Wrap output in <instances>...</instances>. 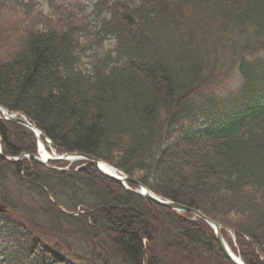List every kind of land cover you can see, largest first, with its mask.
Returning <instances> with one entry per match:
<instances>
[{
  "label": "trees",
  "instance_id": "16d2710c",
  "mask_svg": "<svg viewBox=\"0 0 264 264\" xmlns=\"http://www.w3.org/2000/svg\"><path fill=\"white\" fill-rule=\"evenodd\" d=\"M85 10L0 0L3 33L16 32L10 45L0 40V105L58 153L101 159L232 227L237 247L223 232L234 251L264 264V0H98L96 23ZM230 59L239 84L206 91ZM1 140L3 156L37 155L20 124L0 119ZM3 156L0 264H233L204 220L94 163L59 170Z\"/></svg>",
  "mask_w": 264,
  "mask_h": 264
},
{
  "label": "water",
  "instance_id": "95a60500",
  "mask_svg": "<svg viewBox=\"0 0 264 264\" xmlns=\"http://www.w3.org/2000/svg\"><path fill=\"white\" fill-rule=\"evenodd\" d=\"M0 111L3 112V114H4L3 118L5 120L26 126V127L30 128L32 131H34L38 136H39V133H42L43 138L48 139V136L36 124L29 121L24 115H21L19 113H13V112L9 111L8 109L2 107L1 105H0ZM1 142H2V140L0 141V143ZM0 155L3 156L1 150H0ZM22 157L24 158L25 156H22ZM22 157L12 158L9 156H3V158L8 160V161H18ZM29 157L35 158V159L39 160L40 162H43V160H41L37 156L29 155ZM76 159L88 160V161L95 163V165L98 167V169L102 173H104L105 175H107L109 177L121 180L123 182L132 181V178L129 176H126V175L125 176H119L116 173L112 174V173H108V172L104 171L100 165L102 160H100L98 158H94V157H92L88 154H85L83 152H80V151L65 153L64 155H62L60 157H48L49 161H52V160H76ZM115 170H117V169H115ZM137 183H138V186L140 189L135 190V191L137 193H140L144 197H146V198H148V199H150V200H152V201H154V202H156L162 206L168 207V208L172 209L173 211L189 212V213H191L195 216H198V217L202 218L203 220H205L208 224H210V226H212L215 229L217 241H218L222 251L224 252V254L228 257V259H230L233 264H245L241 258L237 257L231 251L230 247L228 246V243L226 242V240L223 236V233H222L223 226L220 223H218V222L214 221L213 219H211L210 217L206 216L202 211H200L198 209L188 207L186 205H183V204L178 203L176 201H173L171 199L161 197L160 195L154 193L152 190H150L148 187H146L144 184H142L140 182H137ZM54 202L58 205V207H60L66 213L71 214V215L77 214L75 212L66 210L63 207V205L60 204L58 201L54 200ZM0 210L3 211L4 206L0 205Z\"/></svg>",
  "mask_w": 264,
  "mask_h": 264
},
{
  "label": "rangeland",
  "instance_id": "374dc122",
  "mask_svg": "<svg viewBox=\"0 0 264 264\" xmlns=\"http://www.w3.org/2000/svg\"><path fill=\"white\" fill-rule=\"evenodd\" d=\"M66 1L70 2L72 5L78 3L80 7H83L84 9H86L85 10L86 16L88 18H92L93 22L96 23V21L94 19L97 16L93 15V13H94L93 11L92 12H89V11L92 10L94 3L98 0H66ZM109 1L113 2L114 0H109ZM44 9H46L45 12L48 11V8L46 5H44ZM9 16H10L9 17L10 20L13 22H17L19 26L22 24V22L18 19L17 16H13L12 14H9ZM15 35H16V32H14V34H13V32H9V38L8 37L6 38V35H4V33H3V28L0 26V40L2 43H3V41H5L7 45H10L12 42V36H15ZM113 45H114L113 39H108L105 42V46L108 48H112ZM5 47H7V46L5 45ZM3 50H4V47L1 46L0 51L3 52ZM259 54L263 55V57H264L263 52H260ZM87 59H88V57H86V56L83 57L84 62ZM240 78H241V74H240V71L238 68V60H231L230 59L221 68L220 74L217 77L216 82H213L212 85H209V87L206 89V91H215L217 93H223V92L233 90L239 84ZM66 165L69 166L68 163H66L64 166H66ZM81 165H84V164L82 162H75V163L71 164V166H81ZM0 205H2V204H0ZM2 206H4V205H2ZM3 211H5L6 214L10 213L8 210H6L5 206H4ZM225 229H226L225 232L227 233L228 238L230 240H232L233 244L236 246V234H235L234 229L232 227H227V226Z\"/></svg>",
  "mask_w": 264,
  "mask_h": 264
},
{
  "label": "bare ground",
  "instance_id": "6f19581e",
  "mask_svg": "<svg viewBox=\"0 0 264 264\" xmlns=\"http://www.w3.org/2000/svg\"><path fill=\"white\" fill-rule=\"evenodd\" d=\"M0 115L1 116H3L4 117V114H3V112L2 111H0ZM0 119H3V118H0ZM3 120H5V119H3ZM6 121H8V120H6ZM11 122V121H10ZM13 123H15V122H13ZM17 124V123H16ZM23 126V125H22ZM24 127H26V126H24ZM26 128H28V127H26ZM28 129H30V128H28ZM31 130V129H30ZM32 131V130H31ZM33 132V131H32ZM44 132V131H43ZM38 133V132H37ZM45 133V132H44ZM46 134V133H45ZM47 135V134H46ZM42 133H40L39 134V137L37 138L38 139V146L40 147V153L42 154V157H41V160H43L44 161V159H47V157L49 156V153H48V147H47V144L45 143V142H43V144H41V141H42ZM48 136V135H47ZM48 139H49V145H50V147H51V149H54V150H56V144L54 143V142H52V140H51V138L48 136ZM24 155H32V154H29V153H25ZM37 156V155H36ZM22 157V156H21ZM24 158H26V159H31V157H24ZM21 159H23V157L21 158ZM21 159H19V160H21ZM33 159H35V158H33ZM18 160V161H19ZM35 160H37V159H35ZM38 162H40L39 160H37ZM40 163H42V162H40ZM100 165H101V168L104 170V171H106V172H108V173H112V174H114L116 171H115V168L113 167V166H111L110 164H108L107 162H105V161H102L101 163H100Z\"/></svg>",
  "mask_w": 264,
  "mask_h": 264
}]
</instances>
